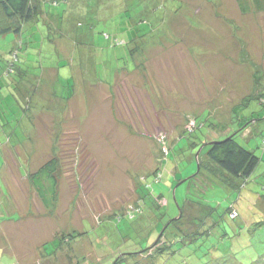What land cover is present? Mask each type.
I'll return each mask as SVG.
<instances>
[{
	"label": "rangeland",
	"instance_id": "rangeland-1",
	"mask_svg": "<svg viewBox=\"0 0 264 264\" xmlns=\"http://www.w3.org/2000/svg\"><path fill=\"white\" fill-rule=\"evenodd\" d=\"M39 1L42 23L0 34V142L11 130L31 135L21 172L58 156L57 240L37 245L49 212L35 210L29 175L6 185L3 149L1 215L27 217L3 227L15 244L0 264H264V105L240 99L264 96V12L240 11L237 0ZM215 18H227L228 34ZM130 21L134 34L122 29ZM12 22L0 15V28ZM249 41L253 56L218 51ZM223 62L232 68L213 73ZM247 121L236 140L260 158L249 177L233 186L202 167L214 182L196 178L195 145Z\"/></svg>",
	"mask_w": 264,
	"mask_h": 264
},
{
	"label": "trees",
	"instance_id": "trees-1",
	"mask_svg": "<svg viewBox=\"0 0 264 264\" xmlns=\"http://www.w3.org/2000/svg\"><path fill=\"white\" fill-rule=\"evenodd\" d=\"M260 1L261 0H255L258 5ZM40 6L41 2L39 0H0V15L5 17L6 20L10 23L14 21V23L12 22V24L14 25L8 23V25L1 27L0 34H7L10 32L19 34L21 29L25 26L26 22L31 21L35 23L36 21H39L38 18L40 16ZM139 13L140 14L138 16V21L140 20L139 18H143V15L144 13H146V11H139ZM39 22L42 23L41 21ZM136 24L138 23L131 21L130 23L127 22L126 24H124L122 29L124 31H127L128 28L131 27L129 33L133 32L134 34ZM12 54L15 55V57L11 59L6 69L8 68L10 70L11 68L14 71L11 66L16 61L15 58L17 57V51H12ZM261 94L262 93L259 92L250 93L249 95L244 96L242 100L245 101L247 100V97H252L255 98L259 104L264 105V96H261ZM207 117L208 116H206V118ZM208 121L210 124L212 123L211 120L208 119ZM249 122L250 121L245 122L244 124H242L241 128L231 134L225 135L223 137H216V133L215 137H211L208 140H200L195 145L197 146V148L201 147L197 156L199 165L196 178H198L201 174L202 176L209 179V183L214 182L211 180V177H209L207 173H199L202 167H204L207 171H210L213 177H219L220 179L224 177L223 181L227 182H231L232 177H238L244 180L249 177V175L258 165L260 158L256 156L252 150L247 149L236 140V133L247 128ZM194 128L195 127L193 124L192 129ZM210 141L214 142L209 143ZM261 146L262 151L264 152V139H262L261 141ZM58 166V156L54 154L48 160L44 161L36 170L32 171V173L29 174V180L30 182H32L31 185L34 188L35 193L41 199L43 205H46L47 207L50 204H54L56 201L57 179L55 176V172ZM159 171L160 170L154 173H159ZM215 171H217V174L215 173ZM231 183L234 186L233 182ZM186 200L187 199L184 200V203ZM184 203L182 204V206H180V210H182ZM229 208V216L230 214L232 216H237V211L233 208V206L230 205ZM137 211H139V209H137ZM232 216L230 217L232 218ZM81 234L83 233L73 231L69 234V236L70 238H77ZM62 239H65V235H63ZM158 242L159 240L156 242V244ZM144 251L145 250H143L142 252Z\"/></svg>",
	"mask_w": 264,
	"mask_h": 264
},
{
	"label": "crops",
	"instance_id": "crops-1",
	"mask_svg": "<svg viewBox=\"0 0 264 264\" xmlns=\"http://www.w3.org/2000/svg\"><path fill=\"white\" fill-rule=\"evenodd\" d=\"M262 1L263 0H261L259 2V5L255 2V4H253V3L250 4L249 7L246 5V2L244 3V1H242V0H237L236 4H237L238 8L240 9V11L242 10L243 12H249V11H255V10L264 12V8H262V6H261L262 5L261 4ZM242 2H243V4L240 5L239 3H242ZM226 20H227V18L225 20L216 19L215 18V21H214L213 24H214V26H217L220 35L229 33V30H227V27H226V25H227L226 24ZM228 20L229 21H235V20H232V19H228ZM262 20L264 21V18ZM263 21H261V25H264ZM256 22H258V21H255V23H253V24H251V23L248 24L247 23V25H250V26L251 25H257V26H259V24L258 23L256 24ZM240 26H242V24H240ZM250 42L251 41H249L247 43V47L244 46L242 48H240V47L239 48H235L233 46V44H232V46L231 45L228 46V47L226 46V48H224V49L223 48H218V51H219L220 54H221V52H223V57L226 58V59H232V58L234 59L235 57L238 58V57H240V53H243L245 51L249 52L248 54L251 53V49H250V45H249ZM230 43H232V42H230ZM235 49H237V50H235ZM253 55L254 54H252V56ZM257 56L262 57L264 55L262 53H259V54H257ZM219 62H222V61H219ZM229 66H231V68H232L233 62H231V63L223 62V66L219 67V68H216V66L212 65V67L215 68V70L212 68V71H213V73H218V70L221 71L222 68L229 67ZM242 88H243V84H242L241 89ZM247 95H249V94H243V96L240 97V99H242L244 96H247ZM225 132L226 131H224L223 133H225ZM247 132H248L247 128H245V130L243 131V135H245ZM3 134H4L3 135L4 138L6 136L8 137L7 141L4 139V141L0 142V153L4 149V153L6 154L5 157L7 158V161L5 160V164L8 167V170H7V174H6L7 175V179L5 178V182H6V185H7V183L8 184L12 183L14 185H19V180H18L19 178L25 179V178H27L29 173H32V171L29 172V173H26V171L25 172H21L20 171V166L22 165L24 159L21 157V155H19V157H18V154L20 152H22L23 147L25 146V141L23 139H26V140L28 139L29 140L31 138V135H28V134H26L24 132L16 133L15 130H11V131H8V132H3ZM18 134H19L20 139H18ZM35 134H37V138H40V139L49 138V137L53 136L52 133L49 132V131H44V132L38 131V133L35 132ZM217 136L219 137L218 133H217L216 137ZM12 138H13V140H12ZM29 142H30V144L29 143H27V144L32 146L33 143L30 140H29ZM40 142H38L39 146L35 145V146H37V150L42 148ZM30 154H32V153H30ZM23 156L25 157V154H23ZM16 172L19 174V178L15 175ZM20 182H23V184H26V183L29 184L28 180L27 181H20ZM24 182H26V183H24ZM30 186H31L33 192H35L33 186L32 185H30ZM27 191H28V188H27ZM14 201H16V200H14ZM32 203H33L34 206H37L35 210H37L39 214H43L41 212V209H39L40 203L42 204V208L44 209V211H48L49 212V218H48L49 219V227H48L49 230H48V233L46 232L44 235H41V236H43L42 237L43 240L42 241L38 240L37 241V245L40 246V245H43L44 243H47L49 241L52 242V240L55 239V238L57 240V237H56L57 236V227H56V223L52 220L53 216L51 214V211L54 208V206H53L54 204H50L47 207L46 205H43V203H42V201H41V199L39 197L37 199L36 198L33 199ZM6 213H7V215H5V213H3L4 215H1V212H0V250L7 249V247H8L7 245L12 244L13 241H11V240L14 239V236L12 235L13 233L5 232L3 227H6L7 224L13 223L14 225H17L18 228L19 227L21 228V225H22L21 219L27 217L26 213H25V215L20 216L18 214V212H17V214H18L17 216L18 217L16 219H12L11 216H13V215H10L8 213V211ZM29 214H30L29 216H31V215L32 216L33 215L37 216V215H35L33 213H29ZM20 223H21V225H20ZM48 228H46L45 230H47ZM42 231L44 232V228L42 229ZM11 236H12V239H11ZM13 244H15V243H13ZM57 247H58V245L56 246V248ZM55 249L53 251L52 250L50 251V255L52 253H54ZM40 258L42 259L43 255ZM50 258H51L50 256L48 258H46V259L44 257L42 262H45V264H48V262L50 261ZM39 261H41V260L39 259L38 262Z\"/></svg>",
	"mask_w": 264,
	"mask_h": 264
},
{
	"label": "water",
	"instance_id": "water-1",
	"mask_svg": "<svg viewBox=\"0 0 264 264\" xmlns=\"http://www.w3.org/2000/svg\"><path fill=\"white\" fill-rule=\"evenodd\" d=\"M214 141H210L209 143H213ZM201 149V147L199 148V150ZM198 150V151H199ZM198 155V152L196 153V156ZM197 168H198V166H197Z\"/></svg>",
	"mask_w": 264,
	"mask_h": 264
},
{
	"label": "built area",
	"instance_id": "built-area-1",
	"mask_svg": "<svg viewBox=\"0 0 264 264\" xmlns=\"http://www.w3.org/2000/svg\"><path fill=\"white\" fill-rule=\"evenodd\" d=\"M166 151V150H165Z\"/></svg>",
	"mask_w": 264,
	"mask_h": 264
}]
</instances>
